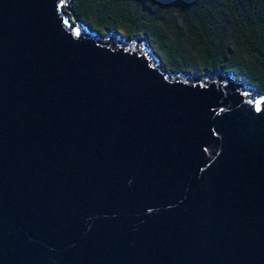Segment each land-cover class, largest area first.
<instances>
[{
	"label": "water",
	"instance_id": "1",
	"mask_svg": "<svg viewBox=\"0 0 264 264\" xmlns=\"http://www.w3.org/2000/svg\"><path fill=\"white\" fill-rule=\"evenodd\" d=\"M70 2L0 0V264H264V93Z\"/></svg>",
	"mask_w": 264,
	"mask_h": 264
},
{
	"label": "trees",
	"instance_id": "2",
	"mask_svg": "<svg viewBox=\"0 0 264 264\" xmlns=\"http://www.w3.org/2000/svg\"><path fill=\"white\" fill-rule=\"evenodd\" d=\"M70 9L99 33L144 34L166 69L193 68L194 52L199 71H232L264 93V0H71Z\"/></svg>",
	"mask_w": 264,
	"mask_h": 264
},
{
	"label": "rangeland",
	"instance_id": "3",
	"mask_svg": "<svg viewBox=\"0 0 264 264\" xmlns=\"http://www.w3.org/2000/svg\"><path fill=\"white\" fill-rule=\"evenodd\" d=\"M61 10L63 11V12H65V11H67V10H65V7L64 6H62L61 7ZM66 18H68L69 19V21L71 22V23H74V17L73 16H71V14L69 13V12H66ZM89 22V21H88ZM89 25H90V27L92 28V27H94L95 25L94 24H92L91 22H89ZM104 27L105 26H100V29H104ZM116 30V29H115ZM118 32V31H117ZM120 35H123V36H125L124 34H123V32H118ZM141 35V34H140ZM142 36V35H141ZM152 49V48H151ZM153 50V49H152ZM154 51V50H153ZM155 52V51H154ZM156 53V52H155ZM191 54H192V57H191V61H192V64L194 65V67L192 68V66H190V68L189 69H186V70H183V71H186V72H188V73H190V74H192V73H195V74H200L201 73V71H199L198 69H199V67H197L198 65H197V60H198V58H197V56H196V54L194 53V52H191ZM158 55V54H157ZM167 62V60H166V58L164 57V56H162L161 57V63L162 64H164L165 65V63ZM196 63V64H195ZM166 68V67H165Z\"/></svg>",
	"mask_w": 264,
	"mask_h": 264
}]
</instances>
